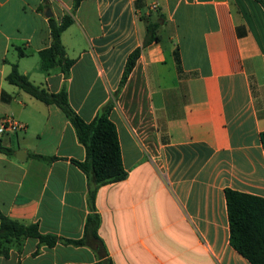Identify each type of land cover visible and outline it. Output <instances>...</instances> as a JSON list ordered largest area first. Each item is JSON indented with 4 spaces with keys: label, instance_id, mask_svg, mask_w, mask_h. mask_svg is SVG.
I'll use <instances>...</instances> for the list:
<instances>
[{
    "label": "crops",
    "instance_id": "crops-1",
    "mask_svg": "<svg viewBox=\"0 0 264 264\" xmlns=\"http://www.w3.org/2000/svg\"><path fill=\"white\" fill-rule=\"evenodd\" d=\"M72 4L0 0V120L25 125L0 136L10 150L0 152V217L85 244L26 239L0 264H250L229 244L224 192L264 198L263 7L255 0H82L71 12ZM64 15L73 18L60 35L73 60L66 80L57 65L42 69L39 56L51 44L49 20L59 24ZM156 22L159 41L142 50L119 88L128 55ZM13 65L47 92L65 85L85 122L118 91L109 119L127 175L95 192L96 238L85 236L87 179L71 162L84 160V148L56 106L7 82Z\"/></svg>",
    "mask_w": 264,
    "mask_h": 264
},
{
    "label": "trees",
    "instance_id": "trees-1",
    "mask_svg": "<svg viewBox=\"0 0 264 264\" xmlns=\"http://www.w3.org/2000/svg\"><path fill=\"white\" fill-rule=\"evenodd\" d=\"M81 1L73 0L71 12L75 11ZM255 1L264 9L262 0ZM72 22L71 15H64L59 24L50 19L51 44L47 49L39 52L41 68L46 70L57 65L65 80L68 78L73 60L65 56L64 48L60 42V35ZM158 27V22L149 23L146 26L141 46L133 50L126 59L119 88L125 83L142 50L148 45L159 41ZM18 55L22 56L23 54L18 52ZM6 80L9 84L16 86L41 103L56 106L74 129L77 141L84 148L85 157L83 161L71 160V162L86 176L88 183L87 201L92 212L85 220V236L89 232L96 238V230L100 219L94 213L95 192L99 186L123 180L127 175L121 162L116 128L109 119V113L118 91L98 110L91 121L85 122L70 107L65 85L57 93L47 92L19 74L16 65L12 66ZM259 140L264 149V131L260 133ZM0 152L9 154L10 150L0 144ZM33 157L47 162L56 160L55 157ZM224 195L230 246L250 264H264V198L229 189L225 190ZM26 239L35 240L38 245L47 247H52L56 243L76 247L85 244L84 239L66 240L48 234H41L37 224H25L4 216L0 217V257H6L12 247ZM93 264H110V261L102 260Z\"/></svg>",
    "mask_w": 264,
    "mask_h": 264
},
{
    "label": "built area",
    "instance_id": "built-area-1",
    "mask_svg": "<svg viewBox=\"0 0 264 264\" xmlns=\"http://www.w3.org/2000/svg\"><path fill=\"white\" fill-rule=\"evenodd\" d=\"M151 7L153 10L156 8L155 5H152ZM24 129L25 125L11 116L4 117L0 120V136L20 132Z\"/></svg>",
    "mask_w": 264,
    "mask_h": 264
},
{
    "label": "water",
    "instance_id": "water-1",
    "mask_svg": "<svg viewBox=\"0 0 264 264\" xmlns=\"http://www.w3.org/2000/svg\"><path fill=\"white\" fill-rule=\"evenodd\" d=\"M19 159V158H18Z\"/></svg>",
    "mask_w": 264,
    "mask_h": 264
}]
</instances>
